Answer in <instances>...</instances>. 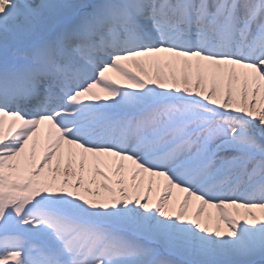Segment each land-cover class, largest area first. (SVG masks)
I'll return each instance as SVG.
<instances>
[{
	"label": "snow or ice",
	"instance_id": "snow-or-ice-1",
	"mask_svg": "<svg viewBox=\"0 0 264 264\" xmlns=\"http://www.w3.org/2000/svg\"><path fill=\"white\" fill-rule=\"evenodd\" d=\"M0 264H264V0H0Z\"/></svg>",
	"mask_w": 264,
	"mask_h": 264
},
{
	"label": "bare ground",
	"instance_id": "bare-ground-1",
	"mask_svg": "<svg viewBox=\"0 0 264 264\" xmlns=\"http://www.w3.org/2000/svg\"><path fill=\"white\" fill-rule=\"evenodd\" d=\"M112 75L114 76V78H117L118 80H120L121 83H126V81L123 80L122 77H119L116 73H112ZM179 195V193H177Z\"/></svg>",
	"mask_w": 264,
	"mask_h": 264
}]
</instances>
